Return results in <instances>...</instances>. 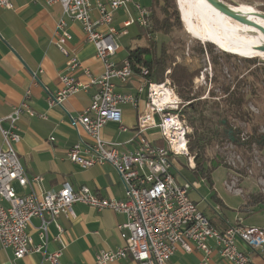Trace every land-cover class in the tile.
Masks as SVG:
<instances>
[{
	"label": "built area",
	"instance_id": "2783aa9c",
	"mask_svg": "<svg viewBox=\"0 0 264 264\" xmlns=\"http://www.w3.org/2000/svg\"><path fill=\"white\" fill-rule=\"evenodd\" d=\"M46 5L60 4L64 15L79 22L88 41L96 47L97 57L103 63V72L96 76L81 62L76 52L70 48L73 35L68 29L65 18L57 24L53 42L67 59L66 72L61 75V87L49 95L51 106L62 105L63 101L81 90L95 86L91 104L77 116L69 115V123L77 132V142L68 150L67 158L81 166L90 168L97 164L109 163L121 177L125 186L126 198H106L93 192L87 186L74 190L65 183L59 190H37L35 186L43 181L42 175L29 176L23 167L17 144L22 140L18 122L24 113L33 115L29 98L31 90L26 91L25 100L13 107L11 113L0 118L3 143L0 144V248H12L16 258L37 253L52 264H60L65 243L64 229L58 222L61 215L75 218L73 206L82 203L98 210L110 209L126 215V221L117 225L120 237L126 244L116 250L101 251L95 264H108L114 260L131 257L137 264H173L172 257L178 250L187 253L202 250L204 257L199 264H208L213 250L209 241L217 245L222 260L233 264H249V254L238 248L242 242L253 252L264 257V227L247 226L242 220L219 227L200 210L191 199L190 191L194 185L187 179L179 182L174 160L185 156L191 169L196 167V155L188 149L192 128L181 113V98L171 86L169 78L161 84L148 77V70L140 73L133 70L129 56L121 62L115 60L121 45L120 36L127 33L126 28L138 25L143 29L150 26L148 8L136 0H43ZM135 6L136 16L124 20L123 29L114 24L120 9ZM0 6L13 9L10 0H0ZM94 12L97 16H94ZM152 39L151 33L147 34ZM88 78L82 81L80 76ZM141 77L137 94L117 90V82L129 83L134 76ZM37 81V74H33ZM146 94L144 109L138 116L136 127L137 148L122 150L118 143L108 141L103 136V128L114 122L122 131L121 105H140L138 94ZM2 120L8 127L2 128ZM158 129L165 144H156L149 138V132ZM55 137L51 136L53 141ZM15 183L27 187L29 191L17 192ZM234 182L227 188L234 189ZM40 219V243H35L28 227L33 218ZM55 224L59 230L55 237L62 248L49 252V226Z\"/></svg>",
	"mask_w": 264,
	"mask_h": 264
},
{
	"label": "crops",
	"instance_id": "0c3cea01",
	"mask_svg": "<svg viewBox=\"0 0 264 264\" xmlns=\"http://www.w3.org/2000/svg\"><path fill=\"white\" fill-rule=\"evenodd\" d=\"M10 1L14 5L12 10L0 6V118L8 116L14 106L25 100L26 91L31 90L28 104L34 114L24 113L19 120L18 126L22 140L17 144L16 149L27 174L43 176L42 183L35 188L37 190H59L65 183H68L74 190L87 186L102 197L125 199V186L112 165L105 163L82 168L67 158L68 150L78 140L77 132L70 126L69 115L77 116L93 102L95 86L70 95L62 105L51 106L49 103V95L57 93L60 89V77L66 72L67 59L53 42L59 20L65 18L68 29L73 35L69 42L70 48L76 52L81 62L93 71V74L99 76L104 67L97 57L95 45L87 40L79 22L64 15L59 3L48 6L43 0ZM136 2L142 5L139 0ZM145 7L148 8L146 5ZM129 13L136 16L135 6L130 5L127 10L120 9L117 12L114 21L117 28L123 29V22ZM94 16H97L96 12ZM134 25L126 28L127 33L119 38L121 48L115 56L117 62L127 57L131 48L141 45L138 43L142 38L139 29L134 32V36L138 37L135 46L127 49L125 43L120 42L131 34L129 29ZM34 73L37 74V81L33 78ZM80 79L88 81V78L83 75ZM139 83H141V77L136 75L129 83L117 82V90L135 95ZM138 95L141 100L138 107L132 104L121 105L123 124L127 127V131H122L120 125L114 122L108 123L103 128L104 138L120 144L119 148L122 150L131 151L138 145L137 121L147 100L146 94ZM1 126L7 128V120H2ZM51 136L55 137L53 141L50 140ZM149 138L156 144H165L158 129L151 130ZM2 143L3 136L0 128V144ZM175 160L179 161L178 158ZM15 188L21 194L29 191L27 187H21L17 183H15ZM73 208L76 213L75 218L72 219L65 215L58 218L59 224L64 229L61 236L65 243L60 264H95L96 256L101 251L116 250L119 246L126 244L117 229L118 224L126 221L125 214L110 209L98 210L82 203H76ZM257 209L259 208L247 211V213L252 214ZM202 211L205 213L204 210ZM207 217L219 229H224L229 223L220 216L207 215ZM31 223L28 231L34 242L40 243L38 230L40 219L35 217ZM58 233L57 226L51 224L47 245L49 252L63 247L55 239ZM209 246L213 253L208 264H233L220 258L217 245L213 240L209 241ZM238 248L250 255L249 264H264V257L260 252H253L242 242L238 243ZM203 257L202 250L187 253L180 249L172 257V262L173 264H199ZM0 264L52 263L43 259L41 254L30 253L23 258H16L12 248H0ZM108 264H137V262L128 257Z\"/></svg>",
	"mask_w": 264,
	"mask_h": 264
},
{
	"label": "trees",
	"instance_id": "16d2710c",
	"mask_svg": "<svg viewBox=\"0 0 264 264\" xmlns=\"http://www.w3.org/2000/svg\"><path fill=\"white\" fill-rule=\"evenodd\" d=\"M148 10L150 26L148 29L139 26L140 37L151 33L154 38L155 35L160 34L163 37H170L171 41L174 33L183 28L176 0H151ZM170 41L164 38L161 42L158 39L148 40L146 45L131 48L128 56L133 70L140 73L143 68H146L148 77L155 83L161 84L165 80V71L170 68L171 86L185 102L184 108L182 106L180 110L185 121L192 128L191 133L188 134V149L196 155V167L192 171L211 180L212 173L217 167L230 168L222 156L218 154L211 156L210 151L216 145L230 142L240 149L243 159L246 160H250L249 155L254 147L264 149V133L260 131L261 124L253 122V113L244 108L248 97L251 96L249 92H245L250 73L243 74L241 71L236 73L233 78L235 86L232 88V84L227 83L225 77H223L224 81L221 80L223 75L219 60L221 56L214 54L213 43L195 40L192 47L187 50L183 39H177L173 41V44ZM175 43L178 45L174 46ZM208 51L214 65L212 82L218 85L225 95L219 100L213 99L218 95L211 90L210 98H202V92L195 89V78L204 68L203 59ZM223 53L228 57H235L246 62L249 67L256 65L253 74L264 85V62L258 66L259 60L256 57L244 58ZM148 54L152 55L151 59L147 58ZM237 120L253 123L249 130H245L235 125ZM239 174L247 175V172L242 169ZM250 207L254 208L250 209ZM261 207H264V193L254 190L247 195L241 211L250 212Z\"/></svg>",
	"mask_w": 264,
	"mask_h": 264
},
{
	"label": "rangeland",
	"instance_id": "374dc122",
	"mask_svg": "<svg viewBox=\"0 0 264 264\" xmlns=\"http://www.w3.org/2000/svg\"><path fill=\"white\" fill-rule=\"evenodd\" d=\"M223 1L235 5L236 7L244 8V10H247V15H249V21L262 24L264 27V18L255 15V13L258 11L264 13V0ZM139 2L144 6H149L151 4V0H139ZM176 4L180 11V18L183 28L174 33L171 41L170 37H163L160 34H157V36L155 35L154 38L152 37V39H148V36L144 35L138 41L139 44L146 45L148 40L154 39H158V41L161 42L162 38H164V40L170 41L173 44V41L177 39H183L188 50L190 47H192L195 40H199L202 43L210 42L206 39L195 37L187 30L184 17L182 19V9L179 6L180 4L178 0H176ZM209 12L216 14L214 11ZM136 29L140 30V27L138 25L132 26L129 29L131 34L120 40L122 44L125 43L124 45L127 46V49H130L131 47L135 46V44H137L138 37L134 36ZM256 33H261V29L257 28ZM214 39L220 43H223L227 47L232 48L225 38L221 37ZM237 39L233 38L234 41ZM213 44L215 45V48L213 49L214 54L221 56L219 60L222 64V81H224L223 77H225L226 82L232 84V88H234L235 82L233 78L236 73H239L240 71L243 74L250 73L249 84L245 87V92H249L251 96L248 97L247 104L244 108L250 110L253 113V122L260 123V131L264 133V85L261 83V81H258V77L253 74V69H256V65L249 67L246 62L239 60L238 58L228 57L223 52L230 54L233 53L223 50L215 43ZM177 45V43L174 44V46ZM239 54L241 55L240 57L244 58L256 57L259 60L258 66L262 65L261 62H264V50L261 49L257 44L254 51L247 50L240 52ZM147 58L151 59L152 55L148 54ZM203 64V70L195 78V89L202 92V98H210V90L211 92H214L218 95L213 99L219 100L221 96L225 97L220 87H218V85H214L212 82L214 65L212 63L211 54L209 51L204 55ZM169 74L170 68L165 71V80L167 78L170 80ZM182 106L184 108L185 102L181 98V107ZM253 122L237 120L235 125L245 130H249L251 128V123ZM210 152L212 157L215 156V154L222 156L225 163L230 168L223 166L217 167L212 173V179L208 180L205 177L203 178L202 175L193 173L192 169L189 167L186 157L181 156L178 158L179 161L174 160V164L177 169V171H175L177 180L179 182L184 181L185 177L194 185L195 188L190 191V197L197 204L198 208L200 210H204L208 216H220V218L225 219L231 224L236 223L237 220H242L248 225L264 227V207L257 209L252 214H248L247 212L240 210L242 204L245 203L244 201L247 199V195L252 191L260 190L262 193H264V149L254 147L249 155L250 160L243 159L240 149L230 142H225L223 145H216ZM242 169L246 170L247 175L239 174L240 170ZM231 182H234L235 184L234 189L241 190L240 194H237L232 190L230 191V189L227 188V184H231Z\"/></svg>",
	"mask_w": 264,
	"mask_h": 264
},
{
	"label": "bare ground",
	"instance_id": "6f19581e",
	"mask_svg": "<svg viewBox=\"0 0 264 264\" xmlns=\"http://www.w3.org/2000/svg\"><path fill=\"white\" fill-rule=\"evenodd\" d=\"M178 1L180 4L179 6L182 9V19L184 17L185 26L195 37L211 40L212 43L214 42L220 48L237 54L247 50L254 51L256 49V44L260 48L264 46V27L262 24H257L253 21L243 23L234 20L213 7L206 0ZM232 7L247 15V10H244V8L236 7L235 5H232ZM209 11H214L216 14ZM248 16L246 18H248ZM257 28L261 29V33H256ZM221 37L225 38V40L229 42V45L234 49L224 46L214 39ZM233 38L239 39L234 41Z\"/></svg>",
	"mask_w": 264,
	"mask_h": 264
},
{
	"label": "water",
	"instance_id": "95a60500",
	"mask_svg": "<svg viewBox=\"0 0 264 264\" xmlns=\"http://www.w3.org/2000/svg\"><path fill=\"white\" fill-rule=\"evenodd\" d=\"M208 3H210L213 7L217 8L218 10H220L221 12H223L224 14H226L227 16H229L230 18L243 22V23H249L248 18H246L248 15L243 14L242 12H239L238 10H235L231 4L226 3L223 0H206ZM256 16L262 17L264 18V13L263 12H256L255 13ZM212 42L211 40H207ZM214 43V42H213ZM217 45V44H216ZM261 49L264 50V46L261 47ZM225 50V49H223ZM228 52H231L233 54L239 55L235 52L229 51V50H225ZM241 56V55H239Z\"/></svg>",
	"mask_w": 264,
	"mask_h": 264
}]
</instances>
